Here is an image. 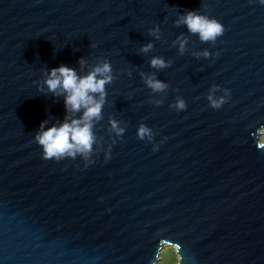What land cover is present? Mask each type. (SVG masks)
<instances>
[{"label":"water","instance_id":"1","mask_svg":"<svg viewBox=\"0 0 264 264\" xmlns=\"http://www.w3.org/2000/svg\"><path fill=\"white\" fill-rule=\"evenodd\" d=\"M186 10L223 34L201 41L176 22ZM104 60L113 79L92 153L42 158L40 122L65 117L47 70ZM153 73L163 91L146 85ZM165 244L178 264H264V4L0 0V264H157Z\"/></svg>","mask_w":264,"mask_h":264},{"label":"clouds","instance_id":"2","mask_svg":"<svg viewBox=\"0 0 264 264\" xmlns=\"http://www.w3.org/2000/svg\"><path fill=\"white\" fill-rule=\"evenodd\" d=\"M260 3L264 4V0H260ZM176 22L183 23L189 32L197 35L203 42H215L224 32V25L219 20L195 10H186ZM153 32L158 33V28ZM185 44L186 40L179 39L181 52ZM151 47L152 44L149 42L141 46V51L147 52ZM201 54L207 57L209 52L204 50ZM79 63L83 65L85 60L80 58ZM149 63L155 68L167 67L169 64L159 56H153ZM112 79V65L107 60L94 65L83 75L78 74L75 68L63 63L47 70L43 83L47 91L53 95L63 96L65 117L58 123L48 124L47 120L40 122L34 140L40 146L42 158L59 161L68 157L74 159L80 155L88 159L96 142L93 121L101 118L106 97L105 85L111 83ZM145 83L157 92L167 87L166 82L157 79L154 73L145 77ZM41 90L44 89L41 88ZM225 92V96L218 98L210 94L208 96L210 106L220 108L226 102L230 90L226 89ZM175 107L183 110L186 108V103L183 99H178ZM75 113L80 115H73ZM110 124L118 135L123 133L124 129L120 128L115 120H111ZM137 136L140 139L145 137L151 139L152 131L147 125L141 123L137 128ZM152 146L153 150L158 148L155 143ZM109 157L110 151L106 153L105 159ZM91 162L88 160V163Z\"/></svg>","mask_w":264,"mask_h":264},{"label":"rangeland","instance_id":"3","mask_svg":"<svg viewBox=\"0 0 264 264\" xmlns=\"http://www.w3.org/2000/svg\"><path fill=\"white\" fill-rule=\"evenodd\" d=\"M157 264H178L175 247L165 244L160 251Z\"/></svg>","mask_w":264,"mask_h":264}]
</instances>
